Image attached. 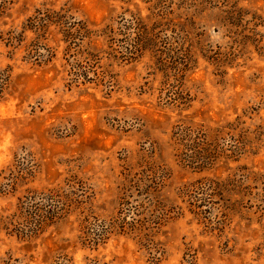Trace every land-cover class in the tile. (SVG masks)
<instances>
[{
	"label": "rangeland",
	"instance_id": "1",
	"mask_svg": "<svg viewBox=\"0 0 264 264\" xmlns=\"http://www.w3.org/2000/svg\"><path fill=\"white\" fill-rule=\"evenodd\" d=\"M0 264H264V0H0Z\"/></svg>",
	"mask_w": 264,
	"mask_h": 264
},
{
	"label": "trees",
	"instance_id": "2",
	"mask_svg": "<svg viewBox=\"0 0 264 264\" xmlns=\"http://www.w3.org/2000/svg\"><path fill=\"white\" fill-rule=\"evenodd\" d=\"M42 195L37 201L38 204L34 202V196L28 195L19 202L16 212L7 221L9 225H12L13 232L31 237L41 230L46 218L49 217L48 219L51 220L53 216H56L55 212L59 206L54 202L53 193ZM43 197L45 200L41 199ZM42 201H46L47 204L39 203Z\"/></svg>",
	"mask_w": 264,
	"mask_h": 264
}]
</instances>
